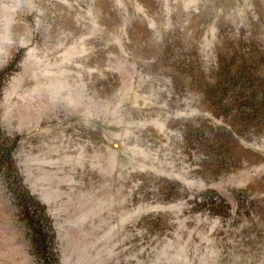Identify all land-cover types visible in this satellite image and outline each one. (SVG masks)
Instances as JSON below:
<instances>
[{
	"label": "rangeland",
	"instance_id": "374dc122",
	"mask_svg": "<svg viewBox=\"0 0 264 264\" xmlns=\"http://www.w3.org/2000/svg\"><path fill=\"white\" fill-rule=\"evenodd\" d=\"M0 264H264V0H0Z\"/></svg>",
	"mask_w": 264,
	"mask_h": 264
}]
</instances>
